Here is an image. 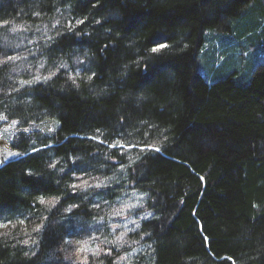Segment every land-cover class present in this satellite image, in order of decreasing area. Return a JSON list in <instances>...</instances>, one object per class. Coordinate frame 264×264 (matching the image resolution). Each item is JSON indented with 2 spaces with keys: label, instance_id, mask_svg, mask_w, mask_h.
<instances>
[{
  "label": "trees",
  "instance_id": "obj_1",
  "mask_svg": "<svg viewBox=\"0 0 264 264\" xmlns=\"http://www.w3.org/2000/svg\"><path fill=\"white\" fill-rule=\"evenodd\" d=\"M5 225L0 264H264V0H0Z\"/></svg>",
  "mask_w": 264,
  "mask_h": 264
},
{
  "label": "rangeland",
  "instance_id": "obj_2",
  "mask_svg": "<svg viewBox=\"0 0 264 264\" xmlns=\"http://www.w3.org/2000/svg\"><path fill=\"white\" fill-rule=\"evenodd\" d=\"M86 185V184H84ZM134 197H132L133 199ZM7 227H9V225H5V226H0V229H6ZM96 237L94 235H92L89 238H85V239H79L77 241H75V243L73 244L72 248V257L71 260H75L76 262H86V258L87 255L89 253H93L94 248H96ZM99 246V245H98ZM68 260H70V258H68ZM73 262V261H72ZM74 262V263H76Z\"/></svg>",
  "mask_w": 264,
  "mask_h": 264
},
{
  "label": "snow or ice",
  "instance_id": "obj_3",
  "mask_svg": "<svg viewBox=\"0 0 264 264\" xmlns=\"http://www.w3.org/2000/svg\"><path fill=\"white\" fill-rule=\"evenodd\" d=\"M155 50V49H154ZM8 59H15V57H8ZM37 81H39L41 78L40 77H36L35 78ZM44 79H47V77H45ZM13 123H16V122H13ZM49 131H52V129H49ZM116 145H112V147H115ZM156 151H159V149L157 148V149H155ZM34 151H38V150H36V149H34ZM13 154H18V153H13ZM55 165H53V167H54ZM75 187H77L76 185H73V188H75ZM95 187H101V185L100 184H96L95 185ZM40 203H44V201H43V199H41V201H40ZM129 208H131V207H135V205H129L128 206ZM121 213L120 212H117L116 213V215H120ZM37 230H39V229H37ZM70 242V241H69Z\"/></svg>",
  "mask_w": 264,
  "mask_h": 264
}]
</instances>
